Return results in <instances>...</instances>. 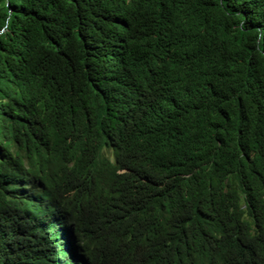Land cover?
<instances>
[{
    "label": "trees",
    "instance_id": "16d2710c",
    "mask_svg": "<svg viewBox=\"0 0 264 264\" xmlns=\"http://www.w3.org/2000/svg\"><path fill=\"white\" fill-rule=\"evenodd\" d=\"M0 264H264V0H0Z\"/></svg>",
    "mask_w": 264,
    "mask_h": 264
}]
</instances>
